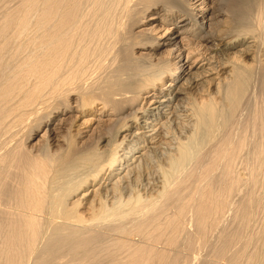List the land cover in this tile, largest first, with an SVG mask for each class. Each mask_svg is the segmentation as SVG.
I'll return each mask as SVG.
<instances>
[{"label": "bare ground", "instance_id": "1", "mask_svg": "<svg viewBox=\"0 0 264 264\" xmlns=\"http://www.w3.org/2000/svg\"><path fill=\"white\" fill-rule=\"evenodd\" d=\"M226 1L0 0V264H187L190 224L207 239L264 185V13L230 33ZM252 195L219 258L248 252Z\"/></svg>", "mask_w": 264, "mask_h": 264}, {"label": "rangeland", "instance_id": "2", "mask_svg": "<svg viewBox=\"0 0 264 264\" xmlns=\"http://www.w3.org/2000/svg\"><path fill=\"white\" fill-rule=\"evenodd\" d=\"M175 1H177L178 3H179V0H175ZM256 1V2H255ZM259 2H257V0H228V2L226 1V3L225 4H222V5H219L221 8H223L224 9V11L226 12V16L224 17V20L225 21H223L221 24L222 25H225V30L227 31V32H230V33H238V32H240V33H243V32H248L249 31V33H254V32H250V31H256V32H258V26H257V21H256V17H257V12L258 13H264V11H261V12H259L260 10H261V7H260V10H259V6H261V4H262V7L264 6V3H261V1H263V0H258ZM257 5H256V4ZM251 4V5H250ZM253 4V5H252ZM224 5V6H223ZM254 5H255V7H256V9H255V7H254ZM216 6H218V5H216ZM257 8H258V10H257ZM264 8V7H263ZM262 8V9H263ZM222 9V10H223ZM246 9V10H245ZM253 9V10H252ZM257 10V12H255ZM264 10V9H263ZM253 12H254V14H253ZM255 13H256V15H255ZM259 14V15H260ZM256 16V17H255ZM259 17V16H258ZM190 21H194V23L195 22H198V24H200V23H202V22H205V25H207V24H211L212 22L210 21V20H205V19H203V18H201L200 16H197V20H195V19H192V18H190L189 19ZM211 22V23H210ZM221 26V25H220ZM191 27V26H190ZM198 27V25H197V23H195V25L192 27V28H194V29H196ZM200 27V26H199ZM198 27V28H199ZM211 27V26H210ZM210 27L209 28H206V27H200V28H202V31H201V36L202 35H207V34H209L208 32H209V29H210ZM213 27V26H212ZM215 28V27H214ZM226 28H229V29H226ZM257 28V29H256ZM190 34V33H189ZM190 36L193 38L195 35L194 34H190ZM228 39H230V38H227L226 39V41L228 40ZM222 42H223V40L222 41H219L218 42V45L216 46V47H221V45H222ZM220 49V48H219ZM138 50H140L139 48H134L133 50H132V52L134 53V55L137 57V59H139V57H138V53H136V51H138ZM168 51H169V49L168 48H151V53L149 54V55H147V56H144V57H142L143 59H146V60H150V59H154V58H160V59H163V60H169V54H168ZM140 64H141V62L140 61H138V63L136 64V66H135V72L138 70V66H140ZM254 73H255V75H254ZM253 74H252V79H251V82L254 80V82H257V83H254L253 85H251L252 83H250V85L251 86H253V87H255V88H258V86L260 87V84L259 83H261V78H260V76H259V73L258 72H254ZM257 73V74H256ZM256 76H257V78H256ZM255 77V78H254ZM260 78V79H259ZM255 79H257V80H259V81H257V80H255ZM255 85V86H254ZM250 86V87H251ZM257 86V87H256ZM252 87V88H253ZM252 88H250V89H252ZM255 88H253L254 89V91L253 90H251L250 92H253V94L254 95H250V98L252 99H254V102L256 103V97H259L258 98V101L259 100H261L262 98V96L261 95H259L260 94V92H259V90H260V88H258L259 90L257 91V89H255ZM255 90H256V92H255ZM261 91V90H260ZM258 92V93H257ZM256 93H257V95H256ZM262 94V93H261ZM263 95V94H262ZM252 96H254V97H252ZM246 98H248V97H246ZM245 98V103L247 104L248 103V105H247V109L245 110V115L248 113V112H250V110L252 109V111L255 109L254 107L255 106H257L258 105V102H257V105H255V103L254 102H252V101H250V103H253V104H250L248 101L249 100H251L250 98H249V100L248 99H246ZM262 102L264 103V101H263V99H262ZM262 103V104H263ZM252 105V106H254V107H252L251 109H249V111L247 112V110H248V106H250V105ZM260 104H261V101H260ZM261 106V105H260ZM259 106V107H260ZM263 106V105H262ZM254 108V109H253ZM256 108H258V107H256ZM255 110H257V109H255ZM254 110V111H255ZM247 112V113H246ZM253 112H250V114H252ZM249 116V115H248ZM73 119H75V118H73ZM78 119V118H77ZM103 124H101L96 130H95V132H94V134L90 137V139L92 140V143H94V142H96V140H97V138H98V136L100 135V133L103 131V129L104 128H107L108 127V125H106L105 126V124L102 126ZM111 128H112V125H109ZM36 129V127H34V129L33 130H35ZM256 137H258V138H260L261 139V137L260 136H257V134L255 135ZM254 135L252 136V138H256ZM45 137L48 139V136H46L45 135ZM46 139V140H47ZM257 139V138H256ZM255 139V140H256ZM264 139V138H263ZM45 143V141H43L42 142V144H44ZM74 142L72 141V144H73ZM240 163V165H241V162H239ZM239 163H238V165H239ZM238 166V169L240 170V174L241 175H245V173L246 172H243V171H245L244 170V168L243 169H241L242 167H244V165L242 164L241 166ZM236 168H237V165H236ZM237 170V169H236ZM238 171V170H237ZM243 173V174H242ZM261 180V182H259V186H261L260 185V183H262L263 181H264V178H261L260 179ZM263 187H264V185H263V183H262V187H257V188H260L259 190L258 189H254L255 191H254V193L256 192V195L257 196H255V194L254 193H251L252 192V190H253V188H247V186L245 187L246 189H247V191H245V188H244V186L242 187V188H244V189H239L232 197H233V200H232V198H231V201H230V207L229 208H227L224 212H226L225 213V215L223 214V216L222 217H224V218H222V220L220 219V221L222 222H220L218 225L219 226H216L215 227V230H214V228H212V230L211 231H209L208 232V236H207V239H205L204 238V240H202V237L197 233V231H195V230H197V229H195L196 228V226L194 227L192 224H190V231L191 230H193V231H191V233H192V238L193 239H195V236H197L196 237V240H193V242H192V248L193 247H196V248H193V249H196V250H194V252L192 251L193 249L192 248H189V250L191 249V251H188V253H187V256L189 255V253H191L190 255H192V253H193V255L192 256H186V259L187 260H189V258H191L189 261H190V263L188 262L187 264H192V262H193V264H231V263H233V264H238V261H239V263H241V264H248L249 262H251L252 260V257H250L249 259H248V257L250 256L249 254H251V252H253L254 253V248H256L257 246V244H258V246H260V248L258 249V247L256 248L257 250V252H259V250H264V244H263V242H262V239H256L255 238V236H256V234H259L258 232L260 231V233L261 232H263L264 233V214H262V213H264V202H261L262 200H263V198H264V189H263ZM249 189H251L250 190V192H249V195H248V191H249ZM242 190V191H241ZM256 190H258V191H256ZM241 192H245V195H244V193H241ZM247 192V193H246ZM238 194V195H237ZM251 194H253L252 196H254L255 197V200L257 201L256 203H255V205H254V207L252 208V211H251V217H250V222H249V226H248V230H247V232H250V233H247L246 232V235H247V237H246V235H243L242 237H246L245 239L247 240L246 242H248V243H250L251 241H252V243H250V244H247L245 247H247V249H246V252L247 253H245V254H243V256L241 257V258H238L237 259V261L236 262H232L230 259H227V258H223V256H221L220 258L218 257L219 256V254H217L218 252H217V246H218V248L222 245V241H223V239H222V237L224 238V236L225 235H231V236H235L236 234L235 233H233L232 231H235L236 233L239 231V230H241V219H240V217H238V215L240 214V211H241V209H242V203L244 204L245 202L244 201H246L248 198L247 197H249ZM245 197H244V196ZM247 195V196H246ZM262 195V196H261ZM239 196V197H238ZM242 197H243V199H242ZM259 197V198H258ZM245 198H247V199H245ZM258 198V199H257ZM236 199H237V202H236ZM245 199V200H244ZM239 200H241V204H240V202H238ZM260 202H259V201ZM260 204H259V203ZM233 207V208H232ZM256 207H263V209L261 210V208H260V210L258 209V208H256ZM235 209L236 210H238V211H236L235 212ZM255 210V211H254ZM234 211V212H233ZM259 211V212H258ZM190 212V213H189ZM188 213L191 215V214H193V212L192 211H189ZM192 212V213H191ZM239 212V213H238ZM187 213V215H189ZM228 213V214H227ZM234 213V214H233ZM233 214V215H232ZM186 215V217L188 218V216ZM236 215V216H235ZM263 217H262V216ZM240 216V215H239ZM256 218H255V217ZM261 216V217H260ZM191 218L193 217V216H190ZM189 217V219H191ZM235 217H237V218H235ZM186 218V219H187ZM236 219V221H235V219ZM239 218V219H238ZM224 219V220H223ZM238 219V220H237ZM252 219H254V220H252ZM263 220V221H262ZM186 221H188V219L186 220ZM190 221V220H189ZM224 221V222H223ZM237 221H238V224H236L237 223ZM260 221V222H259ZM226 223V224H225ZM254 223V224H253ZM263 223V224H262ZM252 224H253V226H252ZM223 225V226H222ZM225 226V227H224ZM228 226V227H227ZM235 226H236V228H235ZM263 227V228H261V227ZM223 227V228H222ZM257 228V229H255L254 230V228ZM194 228V229H193ZM226 228V229H225ZM253 228V229H252ZM211 229V228H210ZM209 229V230H210ZM222 229H225L224 230V232L226 233H224L223 231L221 232V230ZM232 229V230H231ZM235 229H237V231L235 230ZM213 230L217 233H215L214 232V234H213ZM219 230V231H218ZM227 230H229L230 232H227ZM251 230V231H250ZM256 230H258V231H256ZM197 233H195V232ZM254 231V232H253ZM256 231V232H255ZM253 232V233H252ZM194 233V234H193ZM228 233V234H227ZM254 233H255V235H254ZM263 233H261V234H263ZM210 234H212V235H210ZM233 234V235H232ZM214 235V236H213ZM218 235V236H217ZM253 235H254V237H253ZM220 236H222L220 239L218 238V240H217V237H220ZM237 236V235H236ZM250 236H252V237H250ZM201 237V238H200ZM238 237H241V236H237V238ZM208 238H210L209 240H208ZM236 237L234 238V240L233 241H236V240H238V241H236V243L237 242H240L241 243V241L243 240L242 238L240 239V241H239V238L237 239ZM249 238H251L252 240H250ZM212 239V240H211ZM244 239V240H245ZM253 239H254V241H255V239H256V241L255 242H253ZM250 240V241H249ZM202 241V242H201ZM211 241H212V243H211ZM220 241H221V243H220ZM258 241V243L257 244H255L256 242ZM260 241V242H259ZM196 242V243H195ZM206 242V243H205ZM209 242V243H208ZM218 242H219V245H218ZM198 243V244H197ZM210 243L212 244V247H211V245H210ZM216 243V247H215V244ZM233 243H235V242H233ZM233 243H231V246L229 247V248H231L228 252H230L229 254H231V252H233ZM239 243V244H240ZM245 243V242H244ZM255 244V247H253L254 246V244ZM193 244H195L194 246H193ZM239 244H237V246L239 247ZM214 245V246H213ZM236 245V244H235ZM234 245V248H236V246ZM261 245H263V246H261ZM244 247V244L242 245L241 244V246L240 247ZM237 247V248H238ZM242 247V248H243ZM214 248V249H213ZM237 248L234 250V253H238L239 251H237ZM251 248V249H250ZM240 249V248H239ZM212 250H213V252H212ZM219 250V249H218ZM254 250V251H253ZM215 251V252H214ZM261 252V254H264V251H263V253H262V251H260ZM216 255H215V254ZM233 253V254H234ZM233 254H231V255H233ZM246 255H249V256H246ZM213 256H215V257H213ZM228 256H230V255H228ZM241 256V255H240ZM240 256H238V257H240ZM251 256H252V254H251ZM196 257V258H195ZM212 257V258H211ZM217 257V258H216ZM210 258V259H209ZM224 260H223V259ZM215 259V260H214ZM226 259L228 260V261H230V262H228L227 263V261H226ZM246 259H248V260H251V261H248L247 262V260ZM62 260V259H61ZM186 260V261H187ZM204 260V261H203ZM63 261V260H62ZM241 261V262H240ZM64 262V261H63ZM243 262V263H242ZM244 262H246V263H244ZM252 262H254V259H253V261ZM259 263V262H258ZM257 263V264H258ZM59 264H62V263H60V261H59ZM254 264H255V262H254ZM261 264V263H260Z\"/></svg>", "mask_w": 264, "mask_h": 264}]
</instances>
